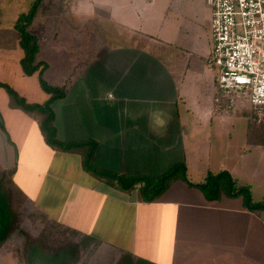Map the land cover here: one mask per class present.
I'll return each instance as SVG.
<instances>
[{"label": "crops", "instance_id": "0c3cea01", "mask_svg": "<svg viewBox=\"0 0 264 264\" xmlns=\"http://www.w3.org/2000/svg\"><path fill=\"white\" fill-rule=\"evenodd\" d=\"M41 4L29 33L39 40L33 25L51 24L36 61L45 75L61 72L48 84L65 91L51 105L55 135L83 145L49 147L0 89L3 133L16 149L10 185L26 215L92 241L79 250L104 249L103 264H264V209L232 193L210 200L197 187L226 172L264 202V124L246 118L242 130L241 116L213 112L206 3H162L152 18L151 3ZM90 151L103 173L158 178L182 164L186 180L170 179L145 203L137 189L87 172Z\"/></svg>", "mask_w": 264, "mask_h": 264}, {"label": "rangeland", "instance_id": "374dc122", "mask_svg": "<svg viewBox=\"0 0 264 264\" xmlns=\"http://www.w3.org/2000/svg\"><path fill=\"white\" fill-rule=\"evenodd\" d=\"M35 0H0V83L6 84L9 88L15 91L20 97L24 98L29 104H45L50 99V95L46 93L40 84V79H42L47 85L50 84L54 76L61 75L60 69L58 67L53 68V72H48L47 77H45V70H42V66L33 73L31 76H25L21 69V59L24 57L23 51L19 47V33L17 27V21L19 18L26 17L30 12ZM42 3H151L150 12L146 11L145 14H149L148 17L152 18L155 14L154 9L159 8L162 3H206L205 0H42ZM40 4L39 6H41ZM160 10V8H159ZM210 11V10H209ZM38 12V11H37ZM36 12V14H37ZM62 13V12H61ZM211 16V12H210ZM21 22L20 28L27 26L23 21ZM43 24L41 21L33 25L34 32L37 33L39 40L36 38L38 51L39 46L41 48L42 44L47 42L45 35L50 30L51 24ZM53 27V25H52ZM27 31L30 32V25L27 26ZM66 37V36H65ZM208 41L211 47V36L210 29L208 33ZM55 42H58L57 40ZM67 44L68 40L59 41ZM64 50V49H63ZM211 51V50H210ZM38 53V52H37ZM37 55V54H36ZM72 59V57H71ZM37 57L34 64L38 65ZM68 67H72L69 63ZM213 74V87L215 95V81L216 72L210 70ZM50 86V85H49ZM63 88V87H61ZM213 95V96H214ZM45 97V99H44ZM53 103V102H52ZM51 103V105H52ZM50 105V108L52 107ZM0 108L3 111V96L0 93ZM40 120L43 115L38 113H33ZM230 116V115H229ZM233 116V115H232ZM242 126V130L247 125V119L239 117ZM0 122H2L0 114ZM251 126H256L255 123H249ZM259 128L260 126L257 125ZM28 130V138L31 139L35 137V134ZM20 156V155H19ZM16 160V149L11 143H9V136L0 132V223L7 224L10 215V231L7 234L6 242L0 250V264H22L24 261V255L28 247L33 243L40 235L48 238L52 250L62 249L63 247L73 243V240L80 241L75 233L69 232L65 229H58L53 225L44 224L38 222V216L26 215V209L21 206L20 202L15 199V193L10 185V174L9 170ZM205 184V183H204ZM238 185V184H237ZM249 185V184H248ZM251 190V185L249 186ZM254 189V187H253ZM217 190L221 193H226L228 188V180L222 178L217 183ZM209 191V190H207ZM8 192V193H7ZM253 194L254 191L252 190ZM14 198H13V197ZM8 204L9 211L8 212ZM21 227V228H20ZM32 235L35 237L32 238ZM76 249V248H75ZM77 245V261L80 257L84 262L88 261V264H103L104 259V249L99 250V253L95 255L86 256L82 255V250ZM103 251V253H101ZM116 255V254H115ZM114 255V256H115ZM113 256V257H114Z\"/></svg>", "mask_w": 264, "mask_h": 264}, {"label": "built area", "instance_id": "2783aa9c", "mask_svg": "<svg viewBox=\"0 0 264 264\" xmlns=\"http://www.w3.org/2000/svg\"><path fill=\"white\" fill-rule=\"evenodd\" d=\"M216 72L213 112L251 108L264 122V0H205Z\"/></svg>", "mask_w": 264, "mask_h": 264}, {"label": "trees", "instance_id": "16d2710c", "mask_svg": "<svg viewBox=\"0 0 264 264\" xmlns=\"http://www.w3.org/2000/svg\"><path fill=\"white\" fill-rule=\"evenodd\" d=\"M35 5L30 10L26 17H21L17 21V29L19 30V47L24 53V57L21 59V69L25 76H31L35 73L39 67L42 65L34 64L36 54L38 52V45L36 38L32 36L27 31V26L30 25L31 21L36 15L37 8L42 3V0H35ZM23 21L27 26L20 28L21 22ZM46 66H42L44 71ZM41 88L50 95V99L47 103L39 104H29L25 101L24 98L20 97L15 91L9 88L6 84L0 83V89H2L8 98V107L14 110H20L23 113L34 118L38 124L42 136L46 144L54 149L70 152L77 147L82 146L80 143H62L57 140L55 135V129L53 127L54 114L50 108L52 102L57 99H61L65 95L64 88L52 87L47 85L42 79H40ZM33 113H38L43 115L40 120ZM231 114V113H230ZM235 116H241L247 118L251 123H256L258 125H263L264 122H259L257 119L256 113L251 108H244L237 110L232 113ZM0 129L4 132L2 122H0ZM92 151H90L83 162L84 169L93 174L94 176L100 179H109L112 182L116 183L118 189L123 192H130L137 189L140 193L141 199L145 203H150L159 198V196L165 191L168 181L176 176L185 179V168L182 164H177L172 167L167 173L158 177V178H149L146 176H117L110 173H103L96 170L91 163ZM226 178L228 180L227 194L242 195L245 198L246 203L249 205L251 210H261L264 209V202L261 203H252L250 200V192L247 186H240L231 179L228 173L221 172L216 175H207L206 177V186L199 185L198 188L202 189L207 193V197L210 200H217L219 198L220 192L217 190V183L220 179ZM209 190V191H207ZM3 239V236L0 237V240ZM92 241H88L86 238L80 239L77 242V245L81 247H86L91 244Z\"/></svg>", "mask_w": 264, "mask_h": 264}, {"label": "flooded vegetation", "instance_id": "af4514ba", "mask_svg": "<svg viewBox=\"0 0 264 264\" xmlns=\"http://www.w3.org/2000/svg\"><path fill=\"white\" fill-rule=\"evenodd\" d=\"M9 206L10 204H8V212L10 213ZM10 218L9 215V221L4 226L0 223V237L3 236V239L0 240V250L10 231ZM32 238L35 237L32 235ZM35 241V244L32 243L25 252L22 264H77V240H73V243L68 245L67 248L65 246L59 250L55 248L52 250L48 238L44 235L41 237L39 235Z\"/></svg>", "mask_w": 264, "mask_h": 264}, {"label": "water", "instance_id": "95a60500", "mask_svg": "<svg viewBox=\"0 0 264 264\" xmlns=\"http://www.w3.org/2000/svg\"><path fill=\"white\" fill-rule=\"evenodd\" d=\"M203 186H206V182H205V184H203Z\"/></svg>", "mask_w": 264, "mask_h": 264}]
</instances>
